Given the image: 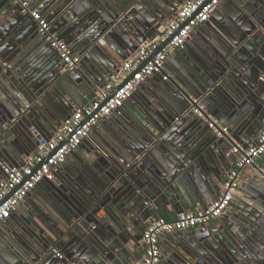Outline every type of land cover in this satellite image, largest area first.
I'll list each match as a JSON object with an SVG mask.
<instances>
[{"label":"water","instance_id":"water-1","mask_svg":"<svg viewBox=\"0 0 264 264\" xmlns=\"http://www.w3.org/2000/svg\"><path fill=\"white\" fill-rule=\"evenodd\" d=\"M26 1L79 62L68 70L30 13H22L18 2L0 0V180L3 165L23 166L38 141L51 138L75 111L73 97L112 81L121 62L158 35L185 0ZM255 6L264 14V0L223 1L196 26L202 33L197 47L175 50L183 58L178 71L164 64L157 74L168 78L138 109L128 106L133 95L123 103L118 118L130 140L119 137V128L109 129L103 144L90 137L88 155L69 154L78 158L73 169L64 167L37 184L46 188L38 203L25 213L18 209L12 228L0 226V264L115 263L127 253L125 245L136 244L141 223L167 208L179 213L207 207L228 171L229 151L253 146L248 143L257 142L264 119L258 80L264 24ZM219 10L227 17L217 22ZM193 98L228 127L224 138L193 114ZM108 118L116 117L102 120ZM251 168L234 207L215 225L173 237L162 264H264V166Z\"/></svg>","mask_w":264,"mask_h":264},{"label":"built area","instance_id":"built-area-1","mask_svg":"<svg viewBox=\"0 0 264 264\" xmlns=\"http://www.w3.org/2000/svg\"><path fill=\"white\" fill-rule=\"evenodd\" d=\"M12 1L20 3L22 13H30L37 22L38 32L45 36L50 46L60 54L67 69H75L79 56L74 55L67 43L50 32V24L46 18L39 12L29 11L26 0ZM223 1L225 0H186L160 29L158 35L141 43L138 49L122 62L112 81L97 88L89 103L77 107L51 138H41L38 141L35 151L29 155L23 166L3 165L4 177L0 180V223L9 218L11 212L27 198L39 182L55 178L56 170L66 161L67 156L77 150L82 140L89 136L100 120L117 112L123 103L132 97L144 78L162 72L170 52L181 48L194 27L208 21L213 9ZM168 37H171L170 41L144 64L149 55ZM132 72H135L132 77L116 89ZM167 78L168 75H162L163 80ZM258 80L264 85V70L259 74ZM262 98L264 100V94ZM193 103L196 105L192 108L193 114L206 123L216 137L224 138L228 134V127L220 125L218 120L206 111L199 99L193 98ZM232 152L235 154L233 168L222 183L219 196L205 209L180 212L169 219L157 216L148 223L140 239L143 249L140 264L161 263L162 236L209 224L231 210L240 187L241 173L264 155V129L258 134L255 145L248 148L236 145ZM53 252L58 258L63 257L58 250L53 249Z\"/></svg>","mask_w":264,"mask_h":264},{"label":"crops","instance_id":"crops-1","mask_svg":"<svg viewBox=\"0 0 264 264\" xmlns=\"http://www.w3.org/2000/svg\"><path fill=\"white\" fill-rule=\"evenodd\" d=\"M220 4L218 6H220ZM218 6H216L214 9L216 10L218 8ZM214 9H213V11H214ZM253 10L255 11V15L257 17H259V19L261 20V22H260L261 25L264 24V14L260 10V7L259 6H255V7H253ZM225 17H227V14L225 12L219 10V11H217V17L215 16L214 17V20L217 21V22H219V21H221V19H223ZM169 20L170 19H168L165 22V24ZM208 23H210V22H208ZM162 27H160V29ZM238 28H240V27H238ZM160 29H158L159 32H160ZM239 30L240 29H238V31ZM190 35H192V36H190L189 38H187V40L184 43L186 49H193L194 47H197V41H199L201 39L202 33L199 30H196V27H194V29L192 30V32L190 33ZM175 50L171 51V54L172 55L169 54L168 57H167V59H166V61H165V64L167 65L168 69L171 70L170 72H172V71L173 72H177L178 71L177 69L179 67V64L183 60V58L180 55V53L179 52H175ZM132 54L133 53L129 54L125 59H127ZM74 55H77V54L74 53ZM121 64H122V62H121ZM263 70H264V66L262 67L261 72ZM115 76L116 75L113 76V79L115 78ZM79 79H80V77H79ZM162 81H163L162 75H159L157 73L156 74H153V75H151L149 77L144 78L140 82V84L138 85V87L136 88V90L133 93V96H134V98H135L136 101H132L131 104L128 103V106L130 107V109H132L133 111L135 109H138L137 104L140 102V100L146 99L149 96V94L151 92H153L155 90V88L159 85V83H161ZM259 83H260L259 85H260V87H261V89L263 91V94H264V85L261 82H259ZM86 88L88 90V93H87L86 96H84V97H82V96H75V97H73L74 106H77V107L82 106L84 104L89 103L93 99L96 91H89V88L87 86H86ZM112 116L113 117H116L115 120H112L113 118H108L107 120H100L99 121V123L92 129L91 133L86 138V141L88 143L87 144H82L81 143L80 146H83V148L82 149H79L78 148L74 152V155L80 156V153H83L84 155H88L90 153L91 146L93 145V142H92V140H90V137H92L95 140V142H97L98 144H103L104 138L106 136H109V134H108L109 133V129L111 130V129H117V128H119L118 129V131H119L118 134L120 136L119 135L118 136L120 138L122 137V138H124L126 140H130L131 139L130 138V135L128 134V133H131V132H129L127 130L128 127L123 128V126H120V122H119L120 120L118 118V116H119L118 115V112H114L112 114ZM262 117L264 118V106H263ZM262 129H264V119H262L259 122V127H258V130L256 131L257 132L256 140L258 138V134L260 133V131ZM133 135H135V134L133 133ZM255 143H256V141H250L248 143V145H250V144L251 145H254ZM229 155H230L231 159L228 158V160L226 161V166L228 165V171L226 173H224V175H223V181L219 185L218 194L215 195V197L212 200L206 201V205L207 206L210 204V202H212L214 199H216L219 196V194L221 192V189H222V183L224 182V180H226L228 174L230 173L231 169L233 168V164H234V160H235V154L232 151H229ZM77 159L78 158L76 156L68 155L66 161L56 170V175L59 174V173H62V172L64 173V171H65L64 170L65 169L64 167H66L67 169H73V167L76 166V164H77ZM255 165L260 166V167L264 166V155L262 157H260L255 162ZM251 173H252V168L251 167H247L241 173V179H240L241 183H240V186H242V184L245 182L246 175H249ZM45 190H46L45 185H41V186L40 185L39 186L36 185L35 188L29 193V196H27L26 200H24L25 203L18 205L11 212L9 218H7V220H4V221H2L0 223V226H2L4 228H12L11 223H13L15 221H18L19 216H20V212H18V209L25 213L28 208H31L32 205H34L35 203H38V200H39L40 195H43L45 193ZM241 197H242V193L240 192V187H239V190L237 192V195L235 196L234 202L237 199L241 198ZM232 207H234V204H233ZM200 209H202V208L200 206H197V207L192 208L191 210H187V211H197V210H200ZM183 212H186V211H183ZM161 214L162 215H165L168 218H173V217H175L178 214V212H174L172 209L167 208L164 211H162ZM217 222H218V219H215V220L211 221L209 224L215 225ZM148 223H146V222L141 223L140 230L137 231L139 237H138V240L136 241V244H133V242H131L130 244L125 245V247L127 248V253L126 254H123V256H122L123 258L122 259L120 258L117 261H115V263H110V264H140V262L142 261V255H143V249H142V246L140 244V239H141V236H142V232L144 231V229L148 225ZM145 224H146V226H145ZM206 225H208V224H206ZM199 228L200 227H196V228L184 230V231H181V232H176V233H173V234H168V235L162 236L160 238V246L162 248L161 250H164L166 252L169 251V246H170V243H171L173 237H182V235H185V234H193L196 231H198ZM78 260H79V262H77L78 264H84L81 259H78ZM105 264H108V263H105ZM160 264H162V262Z\"/></svg>","mask_w":264,"mask_h":264},{"label":"trees","instance_id":"trees-1","mask_svg":"<svg viewBox=\"0 0 264 264\" xmlns=\"http://www.w3.org/2000/svg\"><path fill=\"white\" fill-rule=\"evenodd\" d=\"M161 216L165 217L166 219H169V218H168V217H166L165 215H161Z\"/></svg>","mask_w":264,"mask_h":264}]
</instances>
